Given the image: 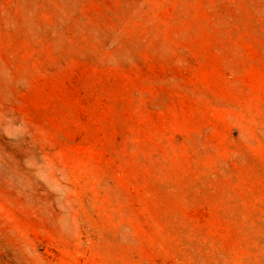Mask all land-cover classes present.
<instances>
[{
	"label": "rangeland",
	"instance_id": "374dc122",
	"mask_svg": "<svg viewBox=\"0 0 264 264\" xmlns=\"http://www.w3.org/2000/svg\"><path fill=\"white\" fill-rule=\"evenodd\" d=\"M0 264H264V0H0Z\"/></svg>",
	"mask_w": 264,
	"mask_h": 264
}]
</instances>
